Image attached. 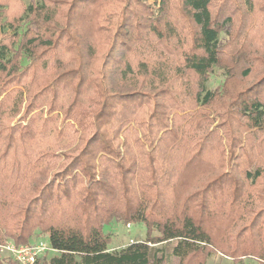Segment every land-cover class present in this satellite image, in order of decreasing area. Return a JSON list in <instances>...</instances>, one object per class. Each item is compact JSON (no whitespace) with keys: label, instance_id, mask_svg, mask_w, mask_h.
I'll return each mask as SVG.
<instances>
[{"label":"trees","instance_id":"1","mask_svg":"<svg viewBox=\"0 0 264 264\" xmlns=\"http://www.w3.org/2000/svg\"><path fill=\"white\" fill-rule=\"evenodd\" d=\"M1 14L0 246L40 234L53 254L34 264H166L153 248L175 241L178 264H264V0H0ZM112 220L145 238L109 249Z\"/></svg>","mask_w":264,"mask_h":264},{"label":"rangeland","instance_id":"2","mask_svg":"<svg viewBox=\"0 0 264 264\" xmlns=\"http://www.w3.org/2000/svg\"><path fill=\"white\" fill-rule=\"evenodd\" d=\"M26 6L30 5L31 2H35L38 6L43 4V0H21ZM44 7L41 10L42 14H51L55 11L52 6ZM27 15L23 16V21L21 22L20 27L18 28V32L22 33L27 27ZM8 20L6 16L1 14L0 16V24L2 25V34H12V29L8 26ZM33 28V27H32ZM34 29V28H33ZM225 35L221 34L220 42L225 41ZM90 43L92 41L86 42V51L87 47L90 49ZM89 52V51H88ZM22 63H25V60H21ZM91 66H89V70ZM223 81L222 76L220 73L214 69L213 73L210 75L208 82L206 83L207 89H213L219 85H221ZM104 232L107 233L110 237L109 242V249L116 250L118 248L124 247L127 244L135 241L143 240L146 236V230L142 222H131L129 224H123V222L118 220H112L109 225L104 227ZM11 245V241L8 240L6 246L0 247V259H11L15 260V253H13L12 249L8 246ZM175 245V241H170L165 244H157L153 248V256L159 257L163 256L166 260V264H178L179 259L178 257L172 254V247ZM29 247L39 250V256L37 260L48 259L52 254L53 251L49 248L48 241L46 237L35 234L29 244ZM18 262V261H17ZM19 263V262H18ZM21 264V263H19ZM206 264H232V260L226 256H222L221 254L217 253L212 255L206 262ZM238 264H259L258 261L253 257H244L242 258L241 262Z\"/></svg>","mask_w":264,"mask_h":264},{"label":"built area","instance_id":"3","mask_svg":"<svg viewBox=\"0 0 264 264\" xmlns=\"http://www.w3.org/2000/svg\"><path fill=\"white\" fill-rule=\"evenodd\" d=\"M6 244L4 246H6ZM8 247L12 249L13 253H15V259L21 264H34L39 256V250H37V248H31L28 245L16 248L11 242V245Z\"/></svg>","mask_w":264,"mask_h":264}]
</instances>
